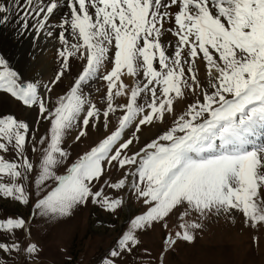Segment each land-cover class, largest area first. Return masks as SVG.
Returning a JSON list of instances; mask_svg holds the SVG:
<instances>
[{
  "label": "snow or ice",
  "instance_id": "6c2138e0",
  "mask_svg": "<svg viewBox=\"0 0 264 264\" xmlns=\"http://www.w3.org/2000/svg\"><path fill=\"white\" fill-rule=\"evenodd\" d=\"M13 17L18 34L58 40L60 67L48 83L27 81L0 55V92L37 108L49 124L37 138L29 123L0 115V198L27 205L32 183L34 215L57 217L90 200L115 212L123 198L106 195L105 187L130 188L146 211L103 264H121L140 244L139 230L157 223L168 229L172 216L178 230L166 235L165 251L193 242L210 214L238 212L245 226L264 228V0H2L0 25ZM72 61L80 71L53 102ZM96 80L106 85L99 101L86 91ZM189 97L177 114V102ZM169 118L166 130L133 151L142 127ZM98 125L108 134L58 174L71 157L66 137L75 132L78 142ZM29 150L39 154L36 161ZM9 153L14 159H6ZM112 169L122 175L97 189ZM18 230L30 235L23 217L0 220V233L15 237ZM39 250L34 242H0L9 256Z\"/></svg>",
  "mask_w": 264,
  "mask_h": 264
},
{
  "label": "rangeland",
  "instance_id": "374dc122",
  "mask_svg": "<svg viewBox=\"0 0 264 264\" xmlns=\"http://www.w3.org/2000/svg\"><path fill=\"white\" fill-rule=\"evenodd\" d=\"M9 63L17 70L11 62ZM22 77L30 81L23 75ZM74 78L70 82L63 79L62 83L55 87L51 93L53 102L59 95L64 94ZM100 83L103 82L100 80L91 82L88 90L93 91L95 88L93 85ZM105 91L106 87L103 92ZM102 97L103 95L98 96L97 100H101ZM5 114H13L17 119L29 123L31 129H38L35 133L37 138L45 134L49 127V124L39 116L37 108L23 106L10 94L0 92V115ZM110 119L109 132L114 130L116 125L115 118ZM145 130L146 126L142 127L141 132ZM161 132L149 136L144 143L134 146L133 151L138 150ZM130 133L131 130L128 135ZM75 134L72 132L66 137L64 147L70 151L71 157L67 164L58 169V174H65L71 163L96 146L108 132H105L100 125L96 128L90 126L88 135L78 142L73 140ZM28 155L30 159L36 161L39 154L31 153L29 150ZM6 159H14V154H6ZM120 175L122 173L112 169L101 178L96 186L97 189L105 179L110 178L115 181ZM26 186L27 190L33 193L27 205L12 199L0 198V220L23 217L30 229V235H27L25 230H18L15 237L0 233V242L11 243L14 239L25 247L34 242L40 250L32 257L17 253L9 256L0 251V264H103V260L116 245L118 238L129 229L131 220L146 211L142 200L137 198L130 188L115 191L105 187L106 195L123 198V206L115 212L102 209L90 200L85 205L77 206L68 216L34 215L37 211L34 208L37 199L34 185L26 182ZM199 222L202 228L196 231L193 242L178 241L167 251H165V237L168 233L174 234L178 230L176 216L168 219V229H163L161 224L157 223L150 228L139 230L137 236L140 244L132 254L122 258L121 264H264V228L254 230L245 226V218L238 212L230 215L210 214Z\"/></svg>",
  "mask_w": 264,
  "mask_h": 264
},
{
  "label": "bare ground",
  "instance_id": "6f19581e",
  "mask_svg": "<svg viewBox=\"0 0 264 264\" xmlns=\"http://www.w3.org/2000/svg\"><path fill=\"white\" fill-rule=\"evenodd\" d=\"M0 2H2V0H0ZM172 10L175 11L176 9L174 8ZM65 11L66 9H61L53 18V21L55 22L58 20ZM18 33L19 28L15 22V17H13V19L8 23L0 25V55L11 62L26 79L30 81L39 80L42 83L49 82V80L54 77L55 73L60 67V58L57 55L58 48L60 47L58 40L55 38H46L44 36L37 38L31 31L27 32L26 34ZM164 39L172 40L174 38L171 36H166ZM199 67L200 79L202 82H205L206 70L202 61L199 63ZM80 68V62L72 61L70 73L63 79L70 82V80L76 77L77 73L80 71ZM124 80L125 83H131V78L124 77ZM93 86L95 87L93 91L88 90L90 85L87 86L86 91L91 93V95L95 96L97 99L98 96H102L104 94L103 90L106 85L103 82ZM97 89H99V92L96 91ZM5 99L9 98L5 97ZM120 102H125L124 98H120ZM188 102H191V97L187 98V100L183 103L177 102V114H179V112L186 106V103ZM170 123L171 118H169L168 123L164 125L146 126V130L139 133V144L144 143L146 138L149 136H154L155 133L157 134L166 130ZM137 145L138 144H136L135 147Z\"/></svg>",
  "mask_w": 264,
  "mask_h": 264
}]
</instances>
